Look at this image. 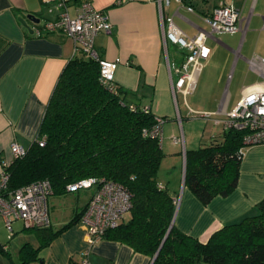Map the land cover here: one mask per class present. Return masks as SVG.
Here are the masks:
<instances>
[{"label":"crops","instance_id":"obj_1","mask_svg":"<svg viewBox=\"0 0 264 264\" xmlns=\"http://www.w3.org/2000/svg\"><path fill=\"white\" fill-rule=\"evenodd\" d=\"M73 1L69 9L71 16H74L76 4L80 2L91 3L107 15L112 30L95 36L94 49L100 59L119 58L122 61L115 72L114 84L125 91V99L129 103L149 107L155 116L163 118L161 150L164 157L160 168L164 164L167 168L164 180L158 179L157 174V181L175 200L173 226L204 243L224 225L255 214L256 205L264 199V145L247 148L235 189L227 197L213 198L206 206L184 185V171L185 151L200 147L208 122L221 126L220 135L222 125L214 121L226 118L241 99L244 88L260 87L264 83V0H184L194 8V13L187 12L170 0L168 7L164 8V15L172 17L174 23L188 26L190 32L180 29L187 36L193 37L200 30L210 34L205 41L210 55L190 94L194 96L193 106L185 98L183 111L177 107L176 95L171 88L176 75L167 63L175 64V61L167 57L168 41H163L157 0H120L118 3L117 0ZM221 3L233 5L247 20L243 37L240 33L211 34L202 21V17ZM29 14L39 19V23L27 20ZM56 16L52 3L0 0V161L12 159V144L26 150L35 141L59 74L75 55L74 42L64 33L42 30L37 36L28 31L41 28L44 21H52ZM19 19H23L28 27ZM250 59H254L262 72L249 67ZM239 66L240 74L246 76L247 83L232 105L233 97L228 87ZM200 82L201 90L196 94V86ZM197 113L206 121L201 134L194 133L192 129L194 124L201 122L190 120ZM178 125L183 127L182 147L179 146L180 141L174 142L179 140L176 136ZM209 133V140L216 136L211 129ZM88 191L82 202L79 196H70L74 192L48 198L51 231L61 229L75 214L83 211L93 194L92 189ZM32 235L36 243L35 247L30 245L37 248L40 242L35 234ZM85 248L86 237L77 223L39 249L37 259L28 264H81ZM87 258L89 264H152L153 261L125 244L103 238L90 248Z\"/></svg>","mask_w":264,"mask_h":264},{"label":"trees","instance_id":"obj_2","mask_svg":"<svg viewBox=\"0 0 264 264\" xmlns=\"http://www.w3.org/2000/svg\"><path fill=\"white\" fill-rule=\"evenodd\" d=\"M124 92L100 82L96 60L82 53L69 59L50 95L37 138L5 168L4 196L44 180L50 182L53 196L66 195L67 186L83 180L113 182L129 194V219L107 230L103 239L129 246L151 258L152 264H264V199L255 214L224 225L204 243L173 226L175 200L157 181L164 157L161 142L149 134L160 117L149 107L129 103ZM244 134L222 130L208 145L185 151L184 185L201 204L227 197L235 189ZM85 208L57 231L31 229L39 246L24 243L18 263L10 264L37 259L39 249L79 223Z\"/></svg>","mask_w":264,"mask_h":264},{"label":"built area","instance_id":"obj_3","mask_svg":"<svg viewBox=\"0 0 264 264\" xmlns=\"http://www.w3.org/2000/svg\"><path fill=\"white\" fill-rule=\"evenodd\" d=\"M41 1L52 3L57 11V16L52 21H44L41 28H33L32 32L37 36L42 30L64 33L74 42L75 54L82 53L97 61L100 82L110 90H114L115 72L122 61L119 58L100 59L94 49L95 36L99 33H110L112 30L107 15L88 2L77 3L75 14L71 16L69 9L70 4L74 3L73 0ZM174 1L187 12H195L194 8L186 4L184 0ZM118 2L120 0H117ZM157 2L160 8L164 43L168 41L187 50L180 66L167 63L169 69L176 75L175 81L171 83L173 95L181 94L185 99L194 91L196 78L210 55V49L205 42L210 34L200 30L193 37L187 36L175 25L172 17L165 16L163 13L170 0H157ZM202 21L209 27L211 34L240 33L243 37L247 28V20L242 18L240 11L231 4L217 5L208 15L202 17ZM248 63L251 69L262 72L254 59L248 60ZM259 86L244 88L241 99L226 115V118L223 121H214L216 124H221L223 130L233 129L245 133L242 139L243 147L240 150L242 155L249 147L264 145V83ZM203 116L208 117V115ZM156 122L149 134L161 142L163 120L158 118ZM145 134H147L146 131ZM174 142L178 143L179 140L175 139ZM39 145L42 146L43 141H39ZM10 153L12 157H21L24 155L25 149L17 144H12ZM8 165L9 161H0V217L9 233L8 237L12 236V224L15 221H20L23 228L27 230L48 228L50 226L48 198L52 193L50 182L48 180L34 182L5 197L4 191L8 181L5 168ZM79 189H93V194L79 220V225L86 237V248L82 252L81 264H89L87 256L90 248L102 239L107 230L115 228L122 221L130 208V198L121 186L109 181H101L97 185L95 179H88L67 186L69 192ZM3 249L6 250V246Z\"/></svg>","mask_w":264,"mask_h":264},{"label":"rangeland","instance_id":"obj_4","mask_svg":"<svg viewBox=\"0 0 264 264\" xmlns=\"http://www.w3.org/2000/svg\"><path fill=\"white\" fill-rule=\"evenodd\" d=\"M176 26L179 29H182L184 31H189L188 26H186L185 24H181L176 22L175 23ZM167 50H168V55L167 57H169L170 61H175V64L177 66H180L181 63L184 61L185 55L187 54V50L184 48H180V46L178 45H174L170 42L167 43ZM242 60H240L239 65H241ZM246 76L240 74V66L238 68L235 69V72L233 73L232 76V80L230 81L229 84V93L232 95V105L235 103V101L238 99L239 97V91L242 88V86L247 83L246 80ZM199 90H201V82L198 84V86H196V94L199 92ZM195 94V95H196ZM194 96L193 95H189L186 97L185 101L190 105L193 106L192 104V98ZM204 100V99H202ZM176 103H177V107L180 109V111H183L184 108V98L181 94H177L176 95ZM231 105V106H232ZM201 114H194L193 118L190 120L193 121H200L201 123L199 124V122H197L196 124L193 125L194 129V133H199L201 134L202 131L204 130V123L206 121H203V119L201 118ZM213 118V117H212ZM209 120V119H207ZM185 123L186 119L183 120ZM208 122V121H207ZM207 131H205L204 134V138L200 140V144L199 146H206L209 144V129H211V131L215 132L216 136L219 135L220 131H221V126H215L212 122H208V126H207ZM187 128V127H186ZM177 133L176 136L179 137V141H180V147H182L183 145V141H181V134H183V127L182 125L177 126L176 129ZM186 133V132H185ZM166 133L164 131V138H163V142L166 141ZM186 148V147H185ZM167 165L164 164L163 167L160 168L159 172H158V179H160L161 181L164 180V176L166 174H164L165 169ZM89 191L88 190H78L77 192L71 193L70 196L76 197L79 196L80 197V202H82L85 198L86 195ZM124 221H127L129 219V214H125L123 217ZM12 228H13V233L11 237H8V232L4 227V224L2 222V219L0 217V264H10L11 262L14 263H18V252L20 247L24 244V243H29L31 244L33 247H35V238H34V232L32 230H24L22 223L21 222H14L12 224ZM6 246V251H2V248Z\"/></svg>","mask_w":264,"mask_h":264},{"label":"water","instance_id":"obj_5","mask_svg":"<svg viewBox=\"0 0 264 264\" xmlns=\"http://www.w3.org/2000/svg\"><path fill=\"white\" fill-rule=\"evenodd\" d=\"M26 19L29 20V21H31V22H34V23H39V19L35 18V16L32 15V14L27 15V16H26ZM19 20H20L21 23H23V25H24L26 28L28 27L27 25H25V21H24L23 19H19ZM28 31H29V33H32L31 29H28ZM165 238H166V237H165ZM156 255H157V254H156ZM156 255H155V257H156ZM155 257H154V258H155Z\"/></svg>","mask_w":264,"mask_h":264}]
</instances>
